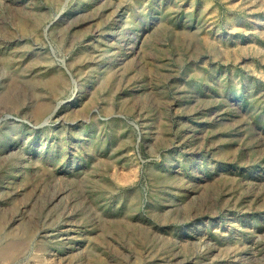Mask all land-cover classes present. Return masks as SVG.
Masks as SVG:
<instances>
[{
	"label": "rangeland",
	"instance_id": "374dc122",
	"mask_svg": "<svg viewBox=\"0 0 264 264\" xmlns=\"http://www.w3.org/2000/svg\"><path fill=\"white\" fill-rule=\"evenodd\" d=\"M0 264H264V0H0Z\"/></svg>",
	"mask_w": 264,
	"mask_h": 264
}]
</instances>
